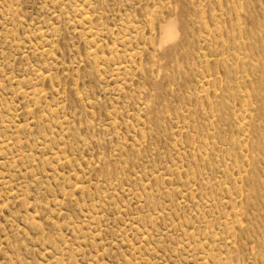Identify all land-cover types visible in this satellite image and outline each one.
Masks as SVG:
<instances>
[{"label":"rangeland","instance_id":"374dc122","mask_svg":"<svg viewBox=\"0 0 264 264\" xmlns=\"http://www.w3.org/2000/svg\"><path fill=\"white\" fill-rule=\"evenodd\" d=\"M0 264H264V0H0Z\"/></svg>","mask_w":264,"mask_h":264}]
</instances>
